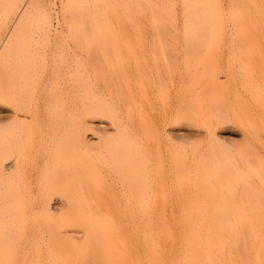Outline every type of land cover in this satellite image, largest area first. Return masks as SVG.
I'll return each instance as SVG.
<instances>
[{
    "label": "rangeland",
    "instance_id": "374dc122",
    "mask_svg": "<svg viewBox=\"0 0 264 264\" xmlns=\"http://www.w3.org/2000/svg\"><path fill=\"white\" fill-rule=\"evenodd\" d=\"M28 1L0 0V264H131L132 222L179 207L264 218V0Z\"/></svg>",
    "mask_w": 264,
    "mask_h": 264
},
{
    "label": "bare ground",
    "instance_id": "6f19581e",
    "mask_svg": "<svg viewBox=\"0 0 264 264\" xmlns=\"http://www.w3.org/2000/svg\"><path fill=\"white\" fill-rule=\"evenodd\" d=\"M190 6L187 11L183 9L185 23L192 22L195 24L193 27H199L201 30L208 28L211 19L206 14L212 10L209 8L206 11L199 1ZM204 15L206 16L203 17ZM199 17L204 19L200 18L199 21ZM211 17L213 18L212 15ZM90 76L83 79L84 126L92 122L93 113L99 111V94L94 92L93 88V82H96L99 75L93 72ZM181 98L178 101L183 103L184 98ZM206 133L213 135L214 131L207 128ZM9 167L10 162L3 166L4 169ZM158 209L163 215L164 207ZM160 210H158L159 214ZM207 213L211 212L207 209L193 210L190 207L184 209L179 207L175 211L177 218L166 219L161 216V218L132 222L133 234L141 248V256L133 258L131 264H264V218H220L217 216L230 214L222 213L216 208L212 210V214ZM201 214L214 217H193ZM183 215L185 218H182ZM243 215L247 214H238V216ZM38 263L37 261L36 264Z\"/></svg>",
    "mask_w": 264,
    "mask_h": 264
}]
</instances>
